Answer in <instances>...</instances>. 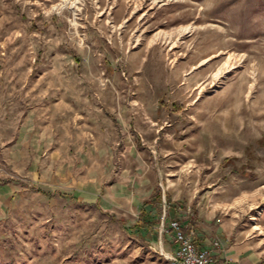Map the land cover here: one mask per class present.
Segmentation results:
<instances>
[{"label":"rangeland","instance_id":"1","mask_svg":"<svg viewBox=\"0 0 264 264\" xmlns=\"http://www.w3.org/2000/svg\"><path fill=\"white\" fill-rule=\"evenodd\" d=\"M260 137L264 0H0V264H264Z\"/></svg>","mask_w":264,"mask_h":264},{"label":"built area","instance_id":"2","mask_svg":"<svg viewBox=\"0 0 264 264\" xmlns=\"http://www.w3.org/2000/svg\"><path fill=\"white\" fill-rule=\"evenodd\" d=\"M160 229L165 232L171 246L168 253L170 264H214V254L207 248L199 247L178 219H171Z\"/></svg>","mask_w":264,"mask_h":264},{"label":"trees","instance_id":"3","mask_svg":"<svg viewBox=\"0 0 264 264\" xmlns=\"http://www.w3.org/2000/svg\"><path fill=\"white\" fill-rule=\"evenodd\" d=\"M257 143L258 144H261V145H264V138L260 137L257 139Z\"/></svg>","mask_w":264,"mask_h":264},{"label":"crops","instance_id":"4","mask_svg":"<svg viewBox=\"0 0 264 264\" xmlns=\"http://www.w3.org/2000/svg\"><path fill=\"white\" fill-rule=\"evenodd\" d=\"M183 225H184V228H185V229H187L186 225H185V224H183ZM200 240H201V239H200V238H198V241H199V242H200Z\"/></svg>","mask_w":264,"mask_h":264}]
</instances>
